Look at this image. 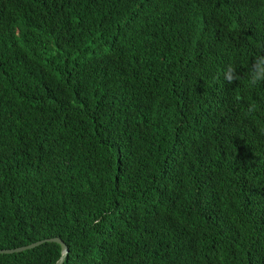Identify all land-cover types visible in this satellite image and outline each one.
<instances>
[{
    "label": "trees",
    "instance_id": "1",
    "mask_svg": "<svg viewBox=\"0 0 264 264\" xmlns=\"http://www.w3.org/2000/svg\"><path fill=\"white\" fill-rule=\"evenodd\" d=\"M260 54L264 0H0V251L264 264Z\"/></svg>",
    "mask_w": 264,
    "mask_h": 264
},
{
    "label": "clouds",
    "instance_id": "2",
    "mask_svg": "<svg viewBox=\"0 0 264 264\" xmlns=\"http://www.w3.org/2000/svg\"><path fill=\"white\" fill-rule=\"evenodd\" d=\"M240 79L236 69L229 64L224 70V80L227 84H232ZM249 87H255L260 83H264V54L257 55L252 63V67L249 71L248 81ZM237 100L240 97H236ZM256 110L255 104L249 105L248 112L252 113Z\"/></svg>",
    "mask_w": 264,
    "mask_h": 264
},
{
    "label": "water",
    "instance_id": "3",
    "mask_svg": "<svg viewBox=\"0 0 264 264\" xmlns=\"http://www.w3.org/2000/svg\"><path fill=\"white\" fill-rule=\"evenodd\" d=\"M45 243H55L57 245H59L60 247V257L57 260V262L55 264H63V262L65 261V259L67 258L68 255V248L67 246L62 242L61 239L59 238H52V239H47V240H42L33 244H30L28 246L25 247H21V248H17V249H13V250H1L0 251V255H8V254H18L27 250H32L36 247H39Z\"/></svg>",
    "mask_w": 264,
    "mask_h": 264
}]
</instances>
